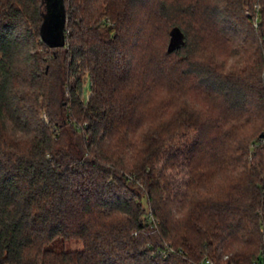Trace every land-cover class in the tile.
Here are the masks:
<instances>
[{
  "label": "trees",
  "instance_id": "16d2710c",
  "mask_svg": "<svg viewBox=\"0 0 264 264\" xmlns=\"http://www.w3.org/2000/svg\"><path fill=\"white\" fill-rule=\"evenodd\" d=\"M215 1L58 0L53 45V0H0V264H264V0ZM132 20L146 49L168 30L136 78ZM230 25L256 45L226 72L201 53ZM191 74L225 97V117L189 112ZM159 83L180 106L138 143ZM245 112L262 118L252 133ZM175 153L190 154L177 186L157 167Z\"/></svg>",
  "mask_w": 264,
  "mask_h": 264
},
{
  "label": "rangeland",
  "instance_id": "374dc122",
  "mask_svg": "<svg viewBox=\"0 0 264 264\" xmlns=\"http://www.w3.org/2000/svg\"><path fill=\"white\" fill-rule=\"evenodd\" d=\"M210 2L214 4L216 1L210 0ZM135 30L136 23L135 20H132V27L127 33L128 40L126 43V50L130 52V56H132L134 60L135 69L133 73L136 78L137 74L139 76L137 65L140 67L142 62H144L145 59L152 54L153 50L158 47L165 48V46H167L168 30L164 27L162 28V31L152 33L153 36L154 34H157V36L151 38L152 44L150 43L149 48L147 49L146 47L144 48L142 40L140 43L136 44ZM255 45L256 39L249 31L242 30L241 32H237L235 27L230 25V27L226 30L220 31L216 38H209V35H207L205 44L202 45L205 49L202 48L201 59L203 60L204 57H206V59L212 58L217 64H220L222 69L226 72H233L239 65L238 61L253 57L252 52L254 51ZM141 60L142 62L140 63ZM78 74L83 79V97L85 102H87L89 95H91V80L85 72H78ZM136 83L137 82H133V84H131L132 89L137 87ZM182 91V101L186 103L188 110L193 117L199 119L201 122L200 124L207 125L206 118L214 113L213 110L215 113L224 114L225 117V109L229 106L225 97L220 92L205 86V84L202 83L195 74H191L187 77ZM171 93L175 94V92L170 90L165 83H159V85H155L153 90L151 89V92H147L148 96L146 93L143 95V98L146 96L145 102L143 103L145 104L148 102V105L143 110L145 111V114L143 115L144 120L141 127L134 134H131V137L136 140V142L139 143L144 140L149 128L159 125L160 122L166 119L172 118L180 105L178 103L179 101H177ZM243 116L244 118L240 119V121L245 122V127L242 129L243 132L252 133L260 128V125L262 124L261 117L257 120L255 116L246 112ZM189 155L188 153H175V156L173 157L174 159L171 162L166 161L165 157H162L158 161L157 167L164 168V171L166 172L165 175L172 180L175 186L178 184L183 185V183L189 178V166L187 164V156ZM215 177L217 183L221 182V179H224L223 177ZM82 244L83 242L80 239H71L66 241L67 248H78L81 247Z\"/></svg>",
  "mask_w": 264,
  "mask_h": 264
},
{
  "label": "water",
  "instance_id": "95a60500",
  "mask_svg": "<svg viewBox=\"0 0 264 264\" xmlns=\"http://www.w3.org/2000/svg\"><path fill=\"white\" fill-rule=\"evenodd\" d=\"M53 10L46 19V29L49 40L53 45H63L65 38L63 33L64 14L60 9L58 0H53Z\"/></svg>",
  "mask_w": 264,
  "mask_h": 264
},
{
  "label": "built area",
  "instance_id": "2783aa9c",
  "mask_svg": "<svg viewBox=\"0 0 264 264\" xmlns=\"http://www.w3.org/2000/svg\"><path fill=\"white\" fill-rule=\"evenodd\" d=\"M204 264H215V262L212 259L207 258V259H205Z\"/></svg>",
  "mask_w": 264,
  "mask_h": 264
}]
</instances>
